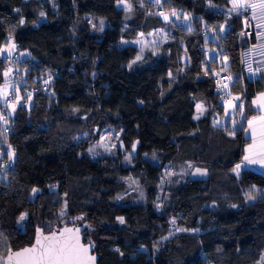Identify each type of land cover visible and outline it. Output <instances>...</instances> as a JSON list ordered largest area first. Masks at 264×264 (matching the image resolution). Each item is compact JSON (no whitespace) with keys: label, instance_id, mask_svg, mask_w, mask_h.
Wrapping results in <instances>:
<instances>
[{"label":"trees","instance_id":"16d2710c","mask_svg":"<svg viewBox=\"0 0 264 264\" xmlns=\"http://www.w3.org/2000/svg\"><path fill=\"white\" fill-rule=\"evenodd\" d=\"M121 1L127 0H0V46L10 35L19 50L28 52L17 66L23 63L30 88L54 79L50 93L32 95L29 108L10 115L11 133L0 134V148L11 144L15 152L10 169L4 167L6 155L0 159V258L33 242L41 212L44 221L53 222L51 229L84 224L85 241L95 244L99 264H256L264 255V173L248 167L239 176L231 171L253 142L244 127L258 113L253 99L264 91V63L252 61L253 71H260L250 76L246 56L259 42L255 23L244 37L245 16L239 12L228 18L222 10L231 0H164L163 6L187 12L193 27H184L182 39L170 44L165 56L132 64L138 48L122 40H135L167 22L162 8L156 13L155 6L143 8V0H129L135 2L134 15L125 25ZM86 17L102 18L107 25L93 32ZM220 25L225 32L218 34V42L205 38L206 31H220ZM210 43L228 59L225 68L218 59L206 66ZM182 54L188 56L185 64ZM7 67L6 58L0 59V85ZM221 68L232 77L230 91L245 108L243 124L234 130L230 123L214 126L228 104L221 100L214 73ZM197 102L213 105V116L209 111L195 119ZM71 108L100 113L117 125L129 162L123 156L92 159L85 145L61 136L63 112ZM153 153L156 164L147 157ZM188 162L202 163L209 177L188 178L158 212L164 167ZM129 176L143 183L145 204L117 202ZM228 179L231 183L220 190ZM53 185L67 201L68 215L60 221L61 204L49 191ZM33 188L39 189L35 196ZM256 192L258 197L248 202ZM22 213L28 218L19 221ZM79 216L84 219L74 220ZM172 219L196 231L160 241Z\"/></svg>","mask_w":264,"mask_h":264},{"label":"rangeland","instance_id":"374dc122","mask_svg":"<svg viewBox=\"0 0 264 264\" xmlns=\"http://www.w3.org/2000/svg\"><path fill=\"white\" fill-rule=\"evenodd\" d=\"M149 1L153 2V0H149ZM163 1L164 0H161V3ZM161 3L159 4L154 3V2L147 3L145 0L140 2V4L143 5V8H150L152 6H155L157 9L162 8L164 12H161V13L168 15L169 20L166 21L167 23L164 28L153 30L148 34L140 33L139 36L135 40H132V41L122 40L123 45L131 43L138 48L137 56H140L141 59L137 60L136 59L137 56H136L135 59L133 60L135 61V63L132 62V64L144 63L146 58L151 57V56L152 57L153 56H157V57L165 56L166 53H169V52H166V50L168 49V46L172 43L176 44L180 41V39H182L184 32H185L183 31L184 27L185 28H189V26L191 28L193 27L191 19H190V15L187 12H184L180 10L179 8H174L172 6L171 7L163 6V4ZM118 6L120 8H123L125 11L124 23L125 25H127V22L134 15L135 2L129 1V0L121 1L118 3ZM232 7H233V4L231 0V5L228 7V9L224 8L222 10L226 13L228 18H231L236 13L239 14V12L245 16L244 22L247 20L248 23L247 24L245 23L246 27L242 31V35L244 37L246 36L249 38L250 36V31H251L250 22L253 21L255 23L256 33H257L259 42L256 44V46H252L251 49H249L248 53L246 54L247 61L249 62L251 68H252V61H254V63L256 62L264 63V36L260 35L261 32H264V28L257 27L260 21L252 19V11L250 9H246L242 7L238 10V12H230L229 10ZM173 10H175L176 16L172 15ZM185 17H188V18L185 19ZM85 19L87 20L89 27L93 32L101 33L107 25L106 21L102 18L86 17ZM224 32H225V27L223 31H218L216 29L215 31H213V29H209L208 31H206V34L204 36L205 38H208V39L213 38L212 40L213 41L215 40L214 42H218L219 40L218 34L219 33L224 34ZM9 36L10 35L7 36V41H5L0 46V48H3L8 43ZM12 40L15 43V39L13 37H12ZM15 52L18 53L20 62H23V60L28 56V52L19 50L17 46L13 50L12 54ZM205 54H206V60H207L206 66H209L208 62L211 59H218V61L220 62L219 63L220 66H222L223 68H225V66L229 64L228 59L223 55L222 51L212 43L205 46ZM3 58H7L6 53L4 56H0V59H3ZM181 60L184 64L187 63L188 56L186 54L184 55L182 54ZM22 64L14 68L7 67V69H5V71L8 69H12V71L8 77L4 78V82L0 85V91L6 90L8 92L7 99L9 98L11 94H14L15 101L18 96L22 97V100L24 99L26 101V104H22L23 107L29 108L31 104L33 103V97L31 95V100L28 99V93H30L31 86H30V81L28 84L26 79L24 78L26 76L25 71L23 70L21 71ZM218 70H216L214 73L218 72L219 75H221L227 72L225 69H222V68L221 70L219 71ZM256 72L257 71H252V73H250V76L252 75L256 76ZM47 74H49V72ZM170 76L173 77L172 75ZM6 82H7V88H5ZM235 96H238V95L234 94V97ZM256 99L257 98L255 97L253 101ZM221 100L224 103L223 99ZM5 102H6L5 99L0 97V109L2 106H4ZM232 102L237 105L242 103L240 100H236V101L232 100ZM197 105H202L203 108L205 109L202 115L198 112ZM252 107L254 108V110L260 109V111H264V109L260 108L257 105H254L253 103H252ZM18 108H21V106L17 105L16 109ZM213 108L215 109L213 105H208L207 103H204V102H197L195 117L199 115V118H202L209 111L212 113ZM226 109H228L229 111L228 116H225ZM14 112L15 111H13L12 108H10V114H13ZM243 112L245 114L244 105H243ZM262 115H264V112ZM212 116H213V113H212ZM63 117L64 119L61 122V127H59L61 136L66 137L67 139H70L71 142L74 144H77L80 146L85 145L86 153L90 158L97 160L100 158L108 157V158H111L112 161H115L117 160L118 156H123V158L127 162H129L130 154L125 152L124 145L121 140L120 128L117 125L112 124L103 115H101L100 113H96V112L91 113L89 111L82 110L79 108H71L63 112ZM244 118H245L244 115L243 116L240 115L239 108L235 110L229 109L228 104H225L224 117H216L214 121L216 120L220 121V124L217 125L218 127H223L224 125L230 123V127L234 130L239 126H242ZM251 119L252 117L249 120ZM234 121L235 123H233ZM246 129H248L247 132L245 131ZM0 134H2L1 127H0ZM244 134L246 138L252 139V131L251 129H249L248 123L244 127ZM1 140L2 142H5V139H3V137L1 138ZM90 149L92 151H89ZM0 151H3V149L0 148ZM147 157H149L153 163L155 164L158 163L157 153L147 155ZM189 165H191V167H189ZM245 167H248V168L251 167V169L253 170L264 173V167H261L260 165H248V166L246 165ZM196 169L203 170L204 174L203 175L197 174ZM168 173H173V174L169 175ZM191 177L192 178H196V177L207 178L209 177V171L203 167L202 163L196 164V163L188 162L185 164H181L180 166H177V167H174L170 164L166 165L164 167V170H163V173L160 179L159 193H158V197L155 203V209L158 212H162L164 205L170 202L172 196L174 195L175 190L182 183H184L188 178H191ZM125 183H126V189L117 195V202H125V203L129 202L132 204H145L146 193H145L144 185L141 182V180L138 178L129 176L125 178ZM230 183L231 181L228 179L223 184H220V188H221L220 190L224 189L225 184H230ZM49 191L56 192V196H54V198L58 200V202L61 204L59 211L57 213V220L60 221V220L65 219L68 215L66 196L58 192V187L56 185L51 186ZM263 194H264V190H263ZM249 195L254 196L255 199L258 197L257 192H256V196L253 193ZM249 195L247 196V201L253 202L255 199H249L248 198ZM65 203H66V207H65ZM62 210L64 212L63 216H61ZM26 218H28V214L26 215ZM118 222L120 225H125V219H124V223H120L119 220ZM36 224H37V227H45L47 229H51V227L53 226L52 221H44L41 212L38 213ZM81 225L84 226V224H81ZM169 229L170 230L168 234L162 237L160 241L168 240L172 238L178 232H195L196 231V230L184 229L183 227L178 225V223L174 219L170 221ZM93 240L95 243H98V240L96 239L95 235H94ZM256 264H264V255L262 259Z\"/></svg>","mask_w":264,"mask_h":264},{"label":"snow or ice","instance_id":"6c2138e0","mask_svg":"<svg viewBox=\"0 0 264 264\" xmlns=\"http://www.w3.org/2000/svg\"><path fill=\"white\" fill-rule=\"evenodd\" d=\"M154 3H161V0H153ZM233 7L229 10L230 12H238L240 8L250 9L252 11V19L258 20L260 23L257 25L258 28H264V0H232ZM44 13H41L43 16ZM163 16L164 20H169V16L164 13H160ZM172 15L176 16L175 10L172 11ZM188 17H185L187 19ZM21 24L24 23L23 20L20 21ZM247 24L248 21L246 20ZM220 31L224 30V26L220 25ZM191 31V27L188 28ZM215 31V29H213ZM261 36H264V32L260 33ZM16 48V44L13 42L12 37L9 36L8 43L0 48V56H4L5 53L8 57L11 56L13 50ZM23 55V54H21ZM137 60H140L141 57L137 56ZM226 59V58H225ZM135 63V61H133ZM131 67V64L129 65ZM249 72L252 73V68L249 66ZM12 69H8L4 71L3 75L8 77L11 73ZM209 71L208 68L205 69L207 73ZM257 72L260 69H256ZM171 75V73H169ZM215 75H219V73H215ZM51 79V77H49ZM228 80H232L231 76L227 77ZM48 83V81H45ZM220 84L219 81H217ZM221 88L227 89L228 84H221ZM7 88V82L5 85ZM0 97L4 98L7 102L8 92L6 90L0 91ZM22 97H17L16 103L11 104V108L15 111L17 105L21 104ZM28 99L31 100V93H28ZM233 101L240 100L239 96H235L232 98ZM254 105L259 106L264 109V92L260 93L256 100L252 101ZM229 109H237L240 110V115L243 116V104H235L232 101L228 102ZM198 112L202 115L205 111L202 105H197ZM229 115L228 109L225 110V116ZM195 119H199V115L194 117ZM0 120L4 122V124H8V119L0 113ZM235 123V121L233 122ZM220 124L219 120L214 121V126ZM248 127L252 131V140L253 142L248 145L245 150V155L243 156L240 163L235 164V166L231 169L232 173L236 176L240 175L242 168L246 165H260L264 167V115L259 117H252L251 120L248 121ZM246 132L248 129L245 130ZM229 135H234V132H229ZM136 145H133V150H135ZM89 151H92L91 149ZM4 155L8 157L7 166H11L14 162L15 152L11 150V146L9 145L8 150L0 151V158ZM191 167V165H189ZM197 174L203 175L204 172L201 169H196ZM172 175L173 173H168ZM253 190L255 186H253ZM39 192V189L33 188L32 194L35 196ZM249 199H255L254 196L249 195ZM66 207V203H65ZM233 207H236L233 205ZM26 213H22L18 218L19 221H23L26 218ZM64 215L63 210L61 211V216ZM83 216L75 217L74 220H83ZM120 223H124L123 217L117 218ZM50 227V225H49ZM37 235L35 238V243H33L29 247H24L19 251H11L9 250L7 257L0 258V264H95L96 257L90 255V250L95 247V244L90 242L88 245H85L81 242L80 232L81 229L79 227H63L52 231L49 235H44L41 229H37ZM2 235V233H0Z\"/></svg>","mask_w":264,"mask_h":264},{"label":"built area","instance_id":"2783aa9c","mask_svg":"<svg viewBox=\"0 0 264 264\" xmlns=\"http://www.w3.org/2000/svg\"><path fill=\"white\" fill-rule=\"evenodd\" d=\"M161 10L160 8L156 9V13H160ZM16 46L19 48L20 47V44L19 43H15ZM7 60V66L8 67H16L17 64H18V61H19V57H18V53L15 52L13 54H11L10 57L7 56L6 58ZM230 76L228 73H223L221 75H218L217 77V81L220 82L219 87L221 84H228V88L227 89H223L220 87V91H221V98L223 99L224 103H228L229 101H232V98L234 97L232 92L230 91V80L227 79V77ZM53 84H54V79H49L48 80V83H44L41 87H33V88H30V93L31 95H35L39 92H43V93H50L52 91V87H53ZM14 94H11L9 96V98L7 99V102H5L4 106L1 107L0 109V113H2L7 119L8 121H10V108H11V104L15 103V98H14ZM21 104H26V101L23 99H21ZM0 127H1V131L8 135L11 133V130H10V125H9V122L8 124H4V122L2 120H0ZM9 145L11 146V150H12V145L11 144H7V149H9ZM7 160H8V157L6 156V159L4 161V167L6 169H10L13 164L11 166H7Z\"/></svg>","mask_w":264,"mask_h":264},{"label":"water","instance_id":"95a60500","mask_svg":"<svg viewBox=\"0 0 264 264\" xmlns=\"http://www.w3.org/2000/svg\"><path fill=\"white\" fill-rule=\"evenodd\" d=\"M137 145H138V141L136 142V147H135V149L137 148ZM65 226H66V227H70V228H72V227H79V228L81 229V232H80L81 242L84 243L85 245H88V244L90 243V242H86V241H85V236H84V226L81 225V224H63V225H61V226H56V225H55V226H54L51 230H49V231H45V228H44V227H37L36 230L39 228V229H41V230L43 231V234H44V235H49L52 231H55V230L60 229V228H63V227H65ZM36 235H37V231H35L34 240H33V242H32L31 244L26 245V246H23V247H21V248H19V249L11 250V251H19L20 249H22V248H24V247H29V246H31L33 243H35ZM7 255H8V253H7ZM7 255H6L5 257H7ZM90 255L95 256V257H96L95 264H99V263H98V262H99V255H98V253L95 252V247L92 248V249L90 250ZM5 257H4V258H5Z\"/></svg>","mask_w":264,"mask_h":264},{"label":"crops","instance_id":"0c3cea01","mask_svg":"<svg viewBox=\"0 0 264 264\" xmlns=\"http://www.w3.org/2000/svg\"><path fill=\"white\" fill-rule=\"evenodd\" d=\"M161 17L163 18V16H161ZM163 20H164V18H163ZM164 21H166V20H164ZM259 94H260V93H259ZM259 94H258V95H259ZM258 95L256 96V98L258 97ZM257 111H258V113L256 114V117L262 116V114H263L264 111H260V109H259V110L257 109ZM247 166H248V165H247ZM250 168H251V167H250Z\"/></svg>","mask_w":264,"mask_h":264}]
</instances>
